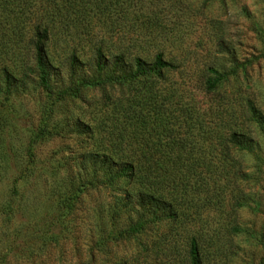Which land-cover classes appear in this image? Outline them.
I'll return each mask as SVG.
<instances>
[{
    "label": "rangeland",
    "instance_id": "rangeland-1",
    "mask_svg": "<svg viewBox=\"0 0 264 264\" xmlns=\"http://www.w3.org/2000/svg\"><path fill=\"white\" fill-rule=\"evenodd\" d=\"M152 4L148 16L160 33L158 44L130 49L182 52V80L170 71L130 84L88 86L53 105L34 80L25 91L0 97V264H191L192 239L200 264H264V0ZM75 34L61 36L58 28L49 44L61 64L58 89L73 81L64 58L74 50L87 68L101 38L96 28L93 36ZM207 65L238 67L213 93L192 87L193 103L221 121L230 107L228 124L259 140L260 149L233 150L219 190L189 194L176 206L177 218L126 234L139 212L123 191L136 186L94 184L86 155L105 147L112 123L122 119L120 108H136L156 87L169 91L187 78L198 85Z\"/></svg>",
    "mask_w": 264,
    "mask_h": 264
},
{
    "label": "trees",
    "instance_id": "trees-1",
    "mask_svg": "<svg viewBox=\"0 0 264 264\" xmlns=\"http://www.w3.org/2000/svg\"><path fill=\"white\" fill-rule=\"evenodd\" d=\"M153 9L152 0H0V97L17 89L25 91L34 80L52 105L88 86L130 84L162 78L170 71L182 80V52L130 49L131 45L158 44L160 33L148 16ZM58 28L65 37L75 31V35L90 36L95 28L101 36L87 68L80 67L83 63L74 50L64 58L73 78L64 89L57 88L61 64L49 48ZM62 42L66 45L65 39ZM237 67L219 71L207 65L198 85L185 76L186 81L177 82L169 91L156 87L136 108H120L122 119L112 123L105 147L89 149L86 156L94 184L114 186L124 180L136 186L123 191L126 204L139 212L126 234H136L148 223L177 218V207L189 200V194L219 190L217 179L230 167L233 150L260 149L264 140L228 124L230 107L225 109L226 121H221L217 114L209 116L193 103L192 87L213 93ZM243 116L247 122L248 113ZM261 131L264 135L263 126ZM89 137L94 138L90 125ZM71 207V203L66 205ZM189 254L191 264H200L195 239Z\"/></svg>",
    "mask_w": 264,
    "mask_h": 264
}]
</instances>
